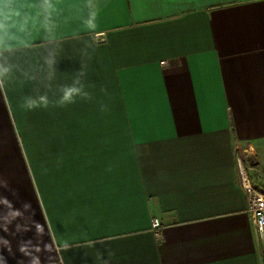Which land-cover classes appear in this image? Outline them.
I'll return each instance as SVG.
<instances>
[{
	"label": "crops",
	"instance_id": "0c3cea01",
	"mask_svg": "<svg viewBox=\"0 0 264 264\" xmlns=\"http://www.w3.org/2000/svg\"><path fill=\"white\" fill-rule=\"evenodd\" d=\"M0 65V264H261L264 0H0Z\"/></svg>",
	"mask_w": 264,
	"mask_h": 264
},
{
	"label": "built area",
	"instance_id": "2783aa9c",
	"mask_svg": "<svg viewBox=\"0 0 264 264\" xmlns=\"http://www.w3.org/2000/svg\"><path fill=\"white\" fill-rule=\"evenodd\" d=\"M253 151L254 146L250 143H247L245 145H236V152L238 153L237 161L239 169V180L246 193L247 198L246 211L250 215L257 236L264 247V187L257 186L255 185V183H253L251 175L249 174L247 168L243 165L242 161L245 155L250 156ZM259 169L261 176L264 178V164L261 165ZM150 226L154 237L156 239H160L162 236L160 220L157 217L152 216L150 219ZM261 264H264V252L262 255Z\"/></svg>",
	"mask_w": 264,
	"mask_h": 264
},
{
	"label": "clouds",
	"instance_id": "9594fccd",
	"mask_svg": "<svg viewBox=\"0 0 264 264\" xmlns=\"http://www.w3.org/2000/svg\"><path fill=\"white\" fill-rule=\"evenodd\" d=\"M87 23L90 27L94 26L91 20H89ZM8 72H9V68L0 65V88L3 87V83H4L3 78ZM77 85H79V80L75 81L72 85H66L61 87L60 89V91L62 92L61 103L72 102L76 95H85V96L87 95V93L82 92L83 86L80 85L78 87ZM47 104H48L47 97L41 95L38 96L37 98L26 97L23 107L30 110L39 107L41 105L47 106Z\"/></svg>",
	"mask_w": 264,
	"mask_h": 264
},
{
	"label": "rangeland",
	"instance_id": "374dc122",
	"mask_svg": "<svg viewBox=\"0 0 264 264\" xmlns=\"http://www.w3.org/2000/svg\"><path fill=\"white\" fill-rule=\"evenodd\" d=\"M242 144V143H241ZM242 145H245V143H243ZM262 148H264V144H263V142L262 143H256V145L254 144V150L256 151V152H258L259 151V149H260V151L262 150V153H257V156L260 158V160H263L262 159V156L264 155V149H262ZM250 156H252V158L254 157V153L252 154V155H250ZM250 156H248V155H245L244 156V158H243V165L246 167V158H248V157H250ZM252 161V160H251ZM254 161V160H253ZM264 162V160L262 161V163ZM249 164V163H248ZM247 168V167H246ZM255 169V170H254ZM248 171H249V169H247ZM251 171H256V168L254 167V168H251ZM255 177V176H254ZM255 179V178H254ZM256 180H258V181H260L261 182V178H256Z\"/></svg>",
	"mask_w": 264,
	"mask_h": 264
},
{
	"label": "water",
	"instance_id": "95a60500",
	"mask_svg": "<svg viewBox=\"0 0 264 264\" xmlns=\"http://www.w3.org/2000/svg\"><path fill=\"white\" fill-rule=\"evenodd\" d=\"M96 36H97L98 40H102V39H103V37H104V35H103V34H97Z\"/></svg>",
	"mask_w": 264,
	"mask_h": 264
},
{
	"label": "trees",
	"instance_id": "16d2710c",
	"mask_svg": "<svg viewBox=\"0 0 264 264\" xmlns=\"http://www.w3.org/2000/svg\"><path fill=\"white\" fill-rule=\"evenodd\" d=\"M257 185V184H256ZM258 186V185H257Z\"/></svg>",
	"mask_w": 264,
	"mask_h": 264
}]
</instances>
